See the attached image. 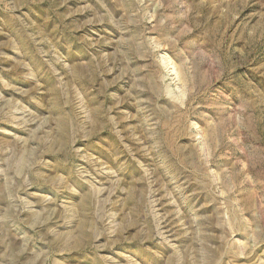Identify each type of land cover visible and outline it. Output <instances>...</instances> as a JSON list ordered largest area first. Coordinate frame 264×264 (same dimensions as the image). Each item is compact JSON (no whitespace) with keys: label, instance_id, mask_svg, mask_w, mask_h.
<instances>
[{"label":"rangeland","instance_id":"374dc122","mask_svg":"<svg viewBox=\"0 0 264 264\" xmlns=\"http://www.w3.org/2000/svg\"><path fill=\"white\" fill-rule=\"evenodd\" d=\"M0 264H264V0H0Z\"/></svg>","mask_w":264,"mask_h":264}]
</instances>
